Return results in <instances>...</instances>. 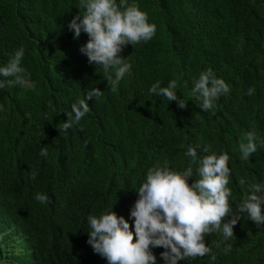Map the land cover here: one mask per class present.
I'll return each mask as SVG.
<instances>
[{
    "label": "trees",
    "instance_id": "16d2710c",
    "mask_svg": "<svg viewBox=\"0 0 264 264\" xmlns=\"http://www.w3.org/2000/svg\"><path fill=\"white\" fill-rule=\"evenodd\" d=\"M128 3L138 4L157 31L120 53L132 74L111 92L103 69L79 51L87 34L76 40L67 27L84 11L80 0H0V67L23 47L21 66L30 73L28 84L0 90V264H108L86 242L87 217L113 208L134 232L130 210L147 170L167 161L184 171L189 146L199 145L198 156L229 155L233 209L250 194L249 184L264 183V147L247 161L239 150L248 131L264 139V0ZM208 68L231 89L215 115L192 94ZM173 79L185 109L149 91ZM251 87L255 94L245 95ZM92 88L104 94L88 101L91 113L66 135L59 132L72 103ZM31 171L38 173L34 181ZM192 179H199L195 172ZM37 193L49 202L36 201ZM240 216L233 238L225 241L222 231L205 236L215 261L205 255L178 264H264V226ZM163 251L153 249L157 264H164Z\"/></svg>",
    "mask_w": 264,
    "mask_h": 264
},
{
    "label": "clouds",
    "instance_id": "9594fccd",
    "mask_svg": "<svg viewBox=\"0 0 264 264\" xmlns=\"http://www.w3.org/2000/svg\"><path fill=\"white\" fill-rule=\"evenodd\" d=\"M83 12L75 15L68 24L74 39L79 40L82 33L87 34L88 42L80 46L79 51L87 57L89 65L102 68L107 76V86L111 92L118 90L121 80L131 76L132 65L120 53L129 44L135 46L141 41L147 43L156 34L157 26L149 23L146 12L136 3L128 0H80ZM25 49L20 47L6 65L0 67V90L23 86L30 82V73L22 67ZM179 80H170L166 87L156 81L149 89L151 94L162 96L168 102H176L179 109L187 107V101L181 99L175 91ZM186 86V85H185ZM230 86L217 78L211 68L200 73L194 82L193 96L201 103L203 112L213 115L221 96L230 93ZM104 94L99 88L87 91L86 97L71 105L66 113L67 121L58 125L59 132L79 125L81 120L91 113L88 103L95 98L98 101ZM255 94V88L247 89L245 95ZM0 105V111H3ZM258 145L264 147V139L258 138L254 131L243 134L239 143L241 159L247 161L257 151ZM189 146L184 153L190 162L184 171H176L165 161L147 170L145 180L137 191L138 198L130 210V219H134V232L123 216H118L113 208L99 216L89 215L87 223V244L93 252L108 261V264H157L153 253L155 248H163L160 259L164 264H178L186 258L210 255L216 260L212 248L205 246L206 235L222 231L225 241L234 237V226L240 221V214L246 213L249 220L259 228L264 226V183L249 184V195L233 209L229 204L232 195L228 187L231 170L227 153L198 156L197 148ZM211 146L203 148L208 153ZM40 155L48 156L47 147H41ZM195 174L199 179L193 180ZM36 171L30 172V178H37ZM193 181L191 185L189 181ZM244 185L245 180H240ZM35 200L47 204L49 197L37 193ZM135 238V242H134ZM232 249L225 246V254Z\"/></svg>",
    "mask_w": 264,
    "mask_h": 264
}]
</instances>
